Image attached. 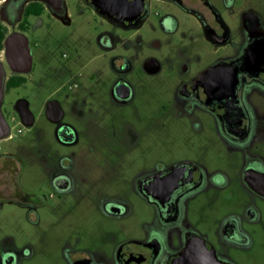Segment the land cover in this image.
<instances>
[{"label":"flooded vegetation","instance_id":"af4514ba","mask_svg":"<svg viewBox=\"0 0 264 264\" xmlns=\"http://www.w3.org/2000/svg\"><path fill=\"white\" fill-rule=\"evenodd\" d=\"M89 23L94 54L71 68L69 32ZM14 33L24 36L14 47L31 62L8 59ZM0 65L6 120L9 102L21 120L17 106L30 98L18 91L31 74H53L42 111L62 145L74 147L88 133L113 157L133 153L166 112L195 118L211 146L143 167L106 154L105 162L79 164L74 149L58 154L47 179L53 194L87 191L100 213L120 219L130 206L107 188L117 177L155 207L157 218L145 236L118 238L99 251L68 241V264H264V240L257 244L253 235L264 232V0H0ZM59 69L67 71L61 82ZM162 83L167 97L155 95ZM14 157L0 154V192L36 210L44 203L39 195L8 186L17 179ZM19 192L26 197L15 198ZM33 255L30 243L9 242L0 247V264H24Z\"/></svg>","mask_w":264,"mask_h":264},{"label":"rangeland","instance_id":"374dc122","mask_svg":"<svg viewBox=\"0 0 264 264\" xmlns=\"http://www.w3.org/2000/svg\"><path fill=\"white\" fill-rule=\"evenodd\" d=\"M92 26L93 23L77 25L69 32L70 40H74V43L73 45L71 43L65 59H67L66 64L71 68H78L94 54L90 53L92 47H87L88 31ZM65 32L63 28L60 29V34ZM57 72L56 81L61 82L67 76V71L59 69ZM50 75L53 74L47 75L43 69H37L30 75L26 84L27 88H21L18 91L30 98L29 108L35 116L33 124L22 123L9 102L6 118L11 132L15 135L0 139V154L15 155L9 164L13 178L17 177L19 182L16 179L8 186L15 188L19 185L18 189L22 186L27 193H36L44 201L36 210H30L29 205L4 199L0 192V247L9 242L17 245L30 243L34 249V255L26 259L24 264H68L63 255V245L68 241L99 251L105 245L111 247L118 238L143 237L148 229L157 228L155 207L142 198L133 185L117 177L107 185V188L118 192L130 206L128 213L120 219L112 220L100 213L94 205L95 198L87 191L80 192L82 196H78L79 192L75 191L70 193L73 195L66 198L53 194L47 179L49 170L57 161L58 154L68 153L74 149V157L79 164L89 160L96 163L105 162V157L102 155L106 154L117 163L143 167L149 163L168 164L172 159L182 155L193 156L203 150L211 151L207 147L211 148L208 142L206 143L207 138L201 136L197 131L196 123L193 124L195 118L183 121L166 112L161 116L158 114L155 125L150 132L139 138L133 153L124 151L121 156L113 157L110 151L100 149L103 143L99 138H94L88 133H83L79 144L74 147L62 145L55 140L54 125L42 111L43 97L50 91L52 85L49 81ZM165 86V83L159 85L160 91L155 95L167 97L168 84ZM97 87L99 90L102 89V95L106 94L105 86ZM72 120L79 128L84 127L79 118L72 117ZM99 121L102 123L103 119ZM19 127L24 129L22 133L17 131ZM234 187L242 188L238 184ZM20 193H16L14 197L19 200L26 197L21 196ZM259 205L264 220V201L261 200ZM253 235L257 244L260 243L261 237L264 240L262 231L255 230ZM262 253L264 249H261L260 254Z\"/></svg>","mask_w":264,"mask_h":264},{"label":"water","instance_id":"95a60500","mask_svg":"<svg viewBox=\"0 0 264 264\" xmlns=\"http://www.w3.org/2000/svg\"><path fill=\"white\" fill-rule=\"evenodd\" d=\"M24 38V36H22V34L20 33H14L12 35V37L9 39V44H11V48L9 49L8 52V59L10 61L12 60H20L22 57L26 60H28V62H31L30 59V55L27 53L22 54V51H18L15 47H14V43L19 41H22ZM30 64V63H28ZM1 65H0V105L3 99V79H4V75L1 72ZM18 107V111L20 113V117L21 120L24 124L26 125H31L33 123L34 120V115L32 113V111L29 108V105L27 102L21 103L20 105L17 106ZM10 130L9 124L7 122V120L4 118L2 111L0 109V139L4 138L5 136L8 135Z\"/></svg>","mask_w":264,"mask_h":264},{"label":"built area","instance_id":"2783aa9c","mask_svg":"<svg viewBox=\"0 0 264 264\" xmlns=\"http://www.w3.org/2000/svg\"><path fill=\"white\" fill-rule=\"evenodd\" d=\"M17 131H18L19 133H22V132L24 131V129L21 128V127H19V128L17 129ZM14 135H15V134L11 132V128H10L8 135L5 136L4 138L12 137V136H14Z\"/></svg>","mask_w":264,"mask_h":264}]
</instances>
